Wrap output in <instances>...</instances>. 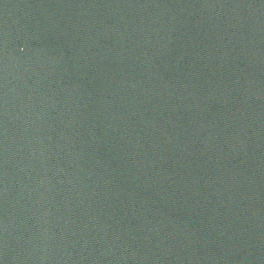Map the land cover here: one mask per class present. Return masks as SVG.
I'll use <instances>...</instances> for the list:
<instances>
[{"label": "water", "instance_id": "water-1", "mask_svg": "<svg viewBox=\"0 0 264 264\" xmlns=\"http://www.w3.org/2000/svg\"><path fill=\"white\" fill-rule=\"evenodd\" d=\"M0 264H264V0H0Z\"/></svg>", "mask_w": 264, "mask_h": 264}]
</instances>
